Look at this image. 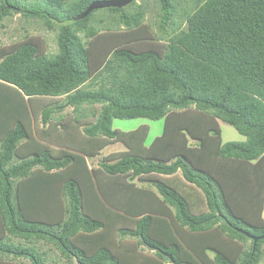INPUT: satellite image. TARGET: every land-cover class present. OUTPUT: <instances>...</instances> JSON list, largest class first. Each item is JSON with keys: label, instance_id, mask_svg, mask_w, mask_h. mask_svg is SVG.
Segmentation results:
<instances>
[{"label": "trees", "instance_id": "trees-1", "mask_svg": "<svg viewBox=\"0 0 264 264\" xmlns=\"http://www.w3.org/2000/svg\"><path fill=\"white\" fill-rule=\"evenodd\" d=\"M98 1L0 0V26L20 13L58 43L0 46V264H264L238 231L264 236V0L133 2L159 5V32L143 5L78 19ZM42 97L64 103L40 119ZM115 119L165 124L147 146L148 125ZM179 172L191 188L163 179Z\"/></svg>", "mask_w": 264, "mask_h": 264}, {"label": "rangeland", "instance_id": "rangeland-1", "mask_svg": "<svg viewBox=\"0 0 264 264\" xmlns=\"http://www.w3.org/2000/svg\"><path fill=\"white\" fill-rule=\"evenodd\" d=\"M28 1L32 2L35 0H28ZM130 5L126 7V9L129 8L130 12L135 11L136 7L143 5L144 6L143 8L145 9L146 14H147L146 22L152 26V29L154 30V32L160 31L159 26L161 23L160 21L161 11H160L159 5L153 2L144 3L142 1H137L136 7L132 8ZM107 12L108 10H102V9L98 10V12L94 14L93 18L96 20H102V19L105 20L106 19L105 16H108ZM3 24H4L3 26H0V46H8V45H11L12 43L22 41L24 35L34 36V37L39 35L43 37L45 41L47 42L49 54L55 55L56 53H58L57 34L55 32L49 31L46 27L43 26L42 23H36L33 20H28L27 18L22 16V14L19 13V14H14L12 17L7 18ZM37 100H38V105L36 106V110L39 113L38 115L40 119L45 110L44 107L41 109L43 105L51 107V106H54V104H56L57 101L60 104L64 103V98L56 99L53 97H44V98L42 97V98H38ZM85 109H86L85 115H88V114L91 115V112L93 113V111L98 108L97 106H94L93 108H90V107L83 108V110ZM72 113H74L73 108L69 106L65 107L64 111H62V114L66 115V118L68 120ZM54 116L56 115L54 114ZM90 120L91 122L94 121V119L92 118V119H84L83 122L88 124ZM164 124H165L164 120L152 121L149 119H135V120L115 119L113 123V128L120 130L122 132L128 133V132L138 129L142 125H148L150 127V131H149L148 140L146 144L147 146H149L156 137L160 136L163 133ZM40 126H43V124H40ZM221 127H222V140L224 143L242 142L246 140V138L240 135L239 132L234 127L224 123L223 121H221ZM73 135H75V139L78 142H82L86 140L87 138L86 135L84 134L83 127H79V128L77 127L76 133ZM126 151L127 149L123 143L121 142L110 143V145H108L106 148H104L100 152L101 155L97 156L96 158L92 160L89 159L90 160L89 162L92 166H99L100 163L104 161V158L109 157L113 154L120 155ZM119 157L120 156H118V158ZM175 178L178 179L180 182L182 181L181 185L184 188H191V185H189L188 183L184 181V178L182 177L181 172H179L178 175H175L172 177H166L163 179H165L166 181L168 180L171 181V180H174ZM137 184L145 185L146 183L137 180ZM194 190L195 189H193V191ZM198 193L199 191L197 190V194ZM203 209L206 210V206H204ZM263 218H264V213H263ZM246 245L248 248H250L252 245V241H248ZM42 246L44 247V249H48L47 245H42ZM262 250H264V245H263ZM50 254L54 256V260H56V263L55 261L48 260L50 264H75V263H71L67 261L56 250L55 252L54 250L51 251ZM21 262L24 264H30V262L27 260H21ZM263 263H264V257H263Z\"/></svg>", "mask_w": 264, "mask_h": 264}, {"label": "water", "instance_id": "water-1", "mask_svg": "<svg viewBox=\"0 0 264 264\" xmlns=\"http://www.w3.org/2000/svg\"><path fill=\"white\" fill-rule=\"evenodd\" d=\"M135 1L136 0H100L98 2H94L93 4H91L90 7L78 19H80V20L84 19L89 14H91L93 11L101 10L104 8H119V9H121V8L127 7L128 5L132 4ZM238 231L240 233L246 235L250 239H252L254 241L255 246L258 243V241L264 240V236L255 237V236L251 235L250 233H248L244 230L238 229Z\"/></svg>", "mask_w": 264, "mask_h": 264}, {"label": "crops", "instance_id": "crops-1", "mask_svg": "<svg viewBox=\"0 0 264 264\" xmlns=\"http://www.w3.org/2000/svg\"><path fill=\"white\" fill-rule=\"evenodd\" d=\"M93 159H94V158H93ZM90 160H92V159H90ZM90 160H89V161H90ZM89 164H90V162H89ZM90 165H91V164H90ZM91 166H92V165H91Z\"/></svg>", "mask_w": 264, "mask_h": 264}, {"label": "clouds", "instance_id": "clouds-1", "mask_svg": "<svg viewBox=\"0 0 264 264\" xmlns=\"http://www.w3.org/2000/svg\"><path fill=\"white\" fill-rule=\"evenodd\" d=\"M257 245V244H256Z\"/></svg>", "mask_w": 264, "mask_h": 264}]
</instances>
